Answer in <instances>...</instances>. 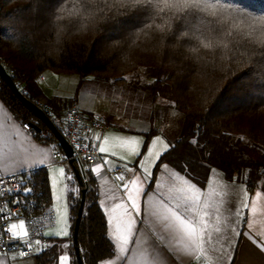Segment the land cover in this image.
Wrapping results in <instances>:
<instances>
[{
	"label": "snow or ice",
	"instance_id": "6c2138e0",
	"mask_svg": "<svg viewBox=\"0 0 264 264\" xmlns=\"http://www.w3.org/2000/svg\"><path fill=\"white\" fill-rule=\"evenodd\" d=\"M44 2L45 0H31L30 7L34 5L38 15ZM51 10L53 15L48 23L56 30L58 38L62 34L106 31L109 36L112 33L127 34L126 41L129 42L130 48L150 40L176 45L183 48L185 55L196 62L203 61L204 67H215L217 58L235 63L244 57L253 58L251 72H255L258 65L264 66V9L258 13L254 12L239 0H72L70 7L68 0H55ZM20 19L25 25L21 29V35L27 40L31 33L26 30V25H35L37 21L35 17ZM126 41L115 40L114 44L122 46ZM201 53H210L212 58L208 59ZM256 78L261 80L256 87L260 90L259 99L264 105V72ZM122 79L131 82L129 77ZM140 80L142 81L143 77H140ZM149 83L155 84L156 81ZM139 95L137 92L136 97ZM253 96L255 97L256 93H253ZM121 100L127 109L135 107L131 93L128 100H124L122 91L118 98L113 96V103H119ZM163 105L166 107L156 114L157 119L164 120L169 114L175 115L169 112L175 102L165 100ZM96 119L102 122L100 117ZM64 124L68 125L67 119ZM205 124L206 121L197 124L194 137L188 141L194 147L204 150L202 156L184 160L180 163V171H176L175 165L164 162L167 156H164V159L161 157L165 153L170 155L177 144L183 142V138L177 137L169 143L160 135H156L151 140V146L147 148V156L137 162V169H142V174L133 175L128 179L125 173H133L137 169L129 167L128 163L117 164L106 157H117L115 147L124 149L127 153L119 155L118 159L121 161L128 157H139L145 142L136 137H114L118 144L110 146L108 134L81 136L83 125H75L77 131L74 135L77 143L73 155L82 173L81 179L88 174H95L104 185H108V173L116 171L119 174L115 176V180L124 182L105 191L103 199H100V189H96L97 201L106 216V238L111 245L110 256L98 264H264V179L259 182L251 181L248 176L250 170H246L241 177L231 178L234 184L238 179L241 181L235 188L229 187L226 178L224 184L212 188L208 187L207 179H195L192 171L194 164L208 168L209 174L221 171L204 163L205 158L211 156L207 151L208 145L199 141V134L203 132ZM22 127L27 129L29 125L23 124ZM72 127L73 125L60 127L59 131L62 135L71 136ZM19 128L18 122L0 101V173L15 175V171L9 167V159L14 152L27 154L30 151L29 147L25 146L27 137L25 141L18 140L21 135ZM12 129L16 131L13 132ZM28 136H31V132ZM239 139L243 140L244 137ZM92 140L98 143L86 142ZM157 146H160L159 151L156 150ZM36 147L31 145L32 149ZM57 150L58 145L54 143L52 150L46 147L40 149L44 155L39 160L29 161L25 155L22 157V166L45 165L46 161L54 160ZM82 151H98L101 155L82 157ZM89 158L95 160L93 165L82 163ZM66 160L67 157L61 156L60 166L51 169V186L57 192L67 191L70 198L73 194L78 198L80 189L72 184L76 179L75 174L63 166V161ZM149 160L157 171L163 169L166 181H155L148 166ZM257 175L264 178V168H259ZM145 181L155 184L156 191L151 194L146 192ZM2 182L3 175H0V183ZM18 183L21 187L16 190L25 192L26 196L33 191L32 188L23 186L22 181ZM121 188L123 195L119 194ZM252 188H255L254 194L250 192ZM10 191L13 189L0 190V198L6 197ZM142 195L147 197L143 209ZM54 199L57 202L53 206L56 215L48 217L49 231L42 233L52 239L43 249L40 247L41 240L33 241L31 237L33 233L40 234L44 225L32 222L33 228L30 231L25 220L8 208V204L22 201L3 200L4 206L0 207V240L7 237L10 241L7 247L13 254L9 261L33 264L30 253L40 255L55 248L58 250V264H69V255L59 253L68 249L71 243L70 218L67 214L70 205H60L61 197L58 194ZM225 212L229 215L225 216ZM87 215L85 210V219ZM231 217H235L232 222L234 225L243 223L245 230L240 231L236 226L229 228ZM12 219H18L19 222L4 223ZM63 237H69V241L56 240ZM79 251L87 254V249L82 247ZM3 257H8V252L0 249V264H6ZM72 264H75V260Z\"/></svg>",
	"mask_w": 264,
	"mask_h": 264
},
{
	"label": "trees",
	"instance_id": "16d2710c",
	"mask_svg": "<svg viewBox=\"0 0 264 264\" xmlns=\"http://www.w3.org/2000/svg\"><path fill=\"white\" fill-rule=\"evenodd\" d=\"M54 2L45 0L37 15L35 6L30 7L31 0H0V61L27 98L37 102L42 95L37 79L45 70L93 74L114 83H123L125 80L122 78L126 74L141 68L150 81H156L155 84L147 81L139 85L148 94L149 100L153 103L159 98L173 101L174 108L182 113L177 137L183 138V142L178 143L170 155L165 153L161 157L164 159L167 156L165 163L175 165V169L180 171L181 162L203 155V149L194 147L188 141L194 137L196 125L206 121L199 141L208 145L207 151L211 156L205 158L204 163L220 169L227 180L233 176L241 177L246 170H250L248 176L251 181L264 179L257 175V170L264 168V105L256 87L261 82L256 77L264 72V66L258 65L255 72H251L253 58L244 57L235 63L217 58L215 67H204L203 61L196 62L176 45L150 40L130 48L127 34L112 33L109 36L106 31L62 34L58 38L56 30L48 23L53 15L51 9ZM239 2L257 13L264 9V0ZM71 4L72 0H68L69 7ZM21 17H35L37 21L35 25H26V30L31 33L27 40L21 35V29L25 27ZM115 40L126 42L116 46ZM201 54L212 58L210 53ZM253 93H256L255 97ZM0 99L21 123L28 125L31 121L40 127V130L28 128L37 140L55 143L61 151L51 131L15 97L1 75ZM45 104L51 106L49 116L60 128L54 115L57 109L58 118L62 121L60 107L51 101ZM240 137L244 139L240 140ZM68 169L73 173L69 164ZM153 171L157 169L154 167ZM192 171L198 180L206 179L209 173L208 168L199 164H194ZM21 179L23 186L33 189L27 196L21 192L24 213L36 215L43 204H50L47 169L45 166L35 167L21 173ZM84 180L86 192L77 239L79 249H87V254L80 252L83 263L97 264L110 256L111 245L106 238V219L97 201L95 179L88 174ZM72 184L79 188L76 179ZM79 197L80 192L78 198L75 194L68 198L71 228ZM85 210L88 213L86 219L83 216ZM53 250L35 254L36 264H47ZM70 254L72 261L78 264L72 242Z\"/></svg>",
	"mask_w": 264,
	"mask_h": 264
},
{
	"label": "crops",
	"instance_id": "0c3cea01",
	"mask_svg": "<svg viewBox=\"0 0 264 264\" xmlns=\"http://www.w3.org/2000/svg\"><path fill=\"white\" fill-rule=\"evenodd\" d=\"M81 80L83 81V79H81ZM37 83L39 84L40 89H41V93H42V95L38 98L37 102L40 104H45L46 101H51L54 103V105L56 104L57 106H59L61 113H62V117H61L62 121H60L58 118V114H57L58 110L57 109H56V112L54 115L56 116V119H58L60 125L64 124L63 112H64L65 104L71 96H74V97H76L77 107L82 113H84V114H99L103 117L105 123L109 126L108 128H105L102 130L92 131L91 133H89L88 137H92L94 133L100 134V135L108 134L110 137V141H109L110 146H115L118 144V141L113 139L114 137H125V138L136 137L137 139H142L145 142L144 146H142L140 149L141 154H142L141 156H139V157H128L124 161L119 160L118 157H119V155H127L126 151L124 149L119 148V147H115V151L117 152V157L107 156L106 158L109 160H114L117 164L128 163L129 167L137 169V162L143 160V158L147 156V148L151 146V140L156 135L160 134V132H159L160 130L158 128H155L152 124V122H153L152 116L147 117L148 121L146 124H144V123L141 124L139 122V119L134 118V116L137 114L136 113L134 114L133 110H132V114L129 115L127 120H124L122 123L121 122L118 123L117 120H115L116 119L115 111H112V109H109V108H104L103 106L97 107L95 99L94 98L90 99V96H87V94H85L84 86H81L82 85L81 82L78 84L77 88L75 89V85L77 84V77H75V75L73 73L58 72L57 74H53V73H50L49 71L45 70L38 77ZM162 100H164V99H162ZM165 100H167V99H165ZM0 101H2V100L0 99ZM167 101H170V100H167ZM3 105H4V103H3ZM5 108L13 116L11 111L6 106H5ZM173 110H175L174 107H172L169 110V112L172 113ZM169 115H171V114H169ZM15 120L18 122V125H20L19 130H20L21 135L19 136L18 140L19 141H25V138L27 137V142L25 143V146L29 147L30 151L27 154L14 152L12 158L9 159L8 163H9L10 169L14 170L15 173H23V172H27V171L35 168V167H30L27 164H24L22 166V157H24L26 155L28 157L29 161L39 160L44 155V153H42L40 151V149H44L46 147L48 150H52L53 144L37 140L33 136L32 133H31V136L29 137L28 133L30 131L28 130V128L24 129L22 127L23 123H21L16 118H15ZM179 127H181V125ZM179 127H178L177 134L175 135V137L172 140H167L166 138H164L165 142L171 143L176 139V137L179 133V130H180ZM145 129H147L148 131L145 132L144 131ZM12 131L14 132V131H16V129H12ZM148 133H150V134H148ZM13 138L17 139L16 137H13ZM90 142L98 143L97 141H94V140H92ZM31 145H36L37 146L36 149H32ZM156 150L159 151L160 146H157ZM56 152H59V156L63 155L62 151L57 150L54 153V160H48V161H46L45 165H40V166H45L47 169V177H48L50 196H51L50 197V206H51V209L53 212V217L56 215L54 208H53L54 204L57 203L54 199L55 195H57V194L60 195V197H61V199L59 201L60 205H63L65 203L69 205L68 192L67 191L57 192V190L51 186V181H50V176L52 174L51 169L54 167L60 166V161L57 159L58 157L56 155ZM94 163H92L88 166H91ZM40 166H36V167H40ZM63 166L66 169H68V163H63ZM148 166H149L150 170L153 172V178L155 179L156 182L166 181L167 177H166V174L164 173L162 168L159 171L154 172L153 171L154 167L152 166V163L150 160L148 161ZM176 171H178V170H176ZM6 174H8V173H6ZM136 174H142V169H137L133 173H125V177H126V179H128L131 176L136 175ZM91 175L95 179L96 189L97 188L100 189V193H101L100 199H103L104 192L110 190L113 185L119 186L117 184L116 180L109 173H108V176L110 177V180H109L108 185H104L99 180L98 177H95V174H91ZM206 179L209 181V183H208L209 188H212L213 186L219 187V185L225 183V178H224L223 173L221 171L218 173H211V174L208 173ZM65 183H66V181H65ZM227 183H228L230 188H235L237 186V184L240 183V181H237L234 184L231 182V180H227ZM166 187H167V184H166ZM145 190L149 194H151L152 192H155L156 191L155 184H153L151 181H145ZM254 191H255V188L250 190V192L253 194H254ZM119 194L123 195V189L122 188L120 189ZM124 198L126 199V196ZM145 200H147V197L142 195L141 196V207H142V209L145 207ZM62 211H63V209H62ZM102 212L104 214L103 210H102ZM67 214L70 218L69 219V225H70L69 231L71 234L72 228H71V216H70L69 207L67 209ZM228 215L229 214L227 212H225V216H228ZM104 216H105V214H104ZM105 219H106V216H105ZM234 220H235V217H231V219L229 221V228L232 226H236L239 228L240 231H244L246 226L243 223H241L239 225H234L232 223ZM12 222L18 223L19 221H18V219H16ZM49 228H50V223L44 228L43 233L48 232ZM145 230H147V229H145ZM107 231H108V227H107ZM44 237L47 239V243H49L52 239L48 236H44ZM61 239H63L66 242L69 241V237L56 238L57 241H60ZM70 240H71V235H70ZM225 246H226V241H225ZM11 256H12V254H8V257H3V259H5L6 264H18L17 261H9V258ZM104 259H106V258H104ZM104 259H102V260H104ZM32 261H33V264H36L35 255H32ZM174 264H175V262H174Z\"/></svg>",
	"mask_w": 264,
	"mask_h": 264
},
{
	"label": "rangeland",
	"instance_id": "374dc122",
	"mask_svg": "<svg viewBox=\"0 0 264 264\" xmlns=\"http://www.w3.org/2000/svg\"><path fill=\"white\" fill-rule=\"evenodd\" d=\"M50 73L57 74V72H53L51 70H47ZM73 73L75 77H77V84L75 85V89L78 84L81 82L84 86L85 94L90 96V99L94 98L96 101V106H103L104 108L112 109L116 113V119L118 123H122L124 120H127L130 114H132V110L134 114V118L139 119L141 124H146L148 119L147 117H153V126L158 128L160 131V136L167 140H172L177 134L178 127L182 123V113L175 109L172 113L175 115H168L167 119L159 120L157 119L156 114L161 111L163 107L164 98L157 99L154 103L149 100V96L145 93L140 84L150 81V78L146 77L143 70L141 68L136 69L135 71L128 73L125 77H129L131 82L125 81L123 83H114L112 81L99 78L93 74H80L78 72H68ZM140 77H143V80H140ZM83 79V81L81 80ZM124 93V100L129 99V93H131L132 104L135 106L131 110L127 109L124 106V101L121 100L119 103H113V96H119L120 92ZM139 92V97H136V93ZM70 97V96H69ZM164 99V100H162ZM65 108V107H64ZM63 127V125H60ZM32 128V127H31ZM180 128V127H179ZM52 252V256L47 264H58L57 252L58 250L54 248ZM70 253V247L65 249L62 253L64 255H69V264L72 261V255ZM54 257H57L54 259Z\"/></svg>",
	"mask_w": 264,
	"mask_h": 264
},
{
	"label": "built area",
	"instance_id": "2783aa9c",
	"mask_svg": "<svg viewBox=\"0 0 264 264\" xmlns=\"http://www.w3.org/2000/svg\"><path fill=\"white\" fill-rule=\"evenodd\" d=\"M40 104V103H39ZM41 107L49 114L51 112V106L46 105V104H40ZM100 117L101 121H98L96 118ZM67 119L68 125H73V127L70 129V131L73 133L71 136H65L67 142L71 145L72 150L74 149L75 144L77 143L76 138L74 133L77 131L75 125H83L82 129L80 130V135L81 136H88L89 133H91L94 130H102L105 128H108L109 126L105 123L103 117L99 114H84L82 113L76 103V97L71 96L64 108V121ZM68 125L63 124V127H67ZM90 142V141H86ZM57 159L61 162V156H59V152H56ZM82 157H90V156H99L101 155L98 151L95 153H88L87 151H82L80 153ZM64 156V155H62ZM74 157V155H73ZM75 158V157H74ZM76 160V159H75ZM77 161V160H76ZM95 160L89 158L85 161H82V163L86 165H90L94 163ZM63 163H68L67 160L63 161ZM109 174L115 179V176L118 175L119 173L116 171L109 172ZM0 175H3V182L0 183V190L7 191L8 189H13V191L7 192L6 197L0 198V207H3V200H12L15 199L17 201H22L21 199V192L22 191H17L19 187H21V184L18 183V181H22L21 179V173H15V175L10 176L9 174L6 173H0ZM118 185H122L124 182L123 181H116ZM8 208L11 209V211L19 216V218H22L25 220L26 227L31 229L33 228V223L32 222H38L42 223L44 225L43 228L40 229V234H32V239L35 241L36 239L41 240L40 247L43 249L44 245L47 243V239L42 235L44 228L50 223V220L48 217H53V212H50L51 206L50 204H43L42 205V210L40 213L36 215H25L24 213V208L21 203H11L8 204ZM52 210V209H51ZM16 219H12L10 221H4L5 224L12 222ZM10 241L8 240L7 237L3 238V240H0V249L3 251L8 252V254H13V251L10 250L7 247V244ZM18 251L19 249H15ZM30 255H35L33 253H30Z\"/></svg>",
	"mask_w": 264,
	"mask_h": 264
},
{
	"label": "water",
	"instance_id": "95a60500",
	"mask_svg": "<svg viewBox=\"0 0 264 264\" xmlns=\"http://www.w3.org/2000/svg\"><path fill=\"white\" fill-rule=\"evenodd\" d=\"M0 75L3 78L4 82L11 89L15 97H17V99L26 108L32 111L37 116V118H39L46 125V127L51 131V133L56 138L63 155L67 157V162L71 166L72 172L75 174L76 181L80 189V197H79V203H78V207L76 210V216H75L74 224L72 228V244H73L77 263L84 264L80 251H79L77 233H78L79 222H80L84 200H85L86 183H85L84 178L81 179L82 173L78 168V162L73 157L72 147L67 142L64 135L61 134V132L59 131V128L54 123V121L49 116V114L43 109V107H41V105L38 102L30 100L23 94L22 90L19 88V85L13 80L10 72L7 70V68L3 65L1 61H0ZM28 125L32 127L33 129L40 130V127L31 121L28 123Z\"/></svg>",
	"mask_w": 264,
	"mask_h": 264
}]
</instances>
